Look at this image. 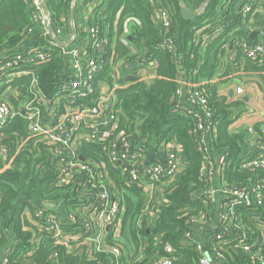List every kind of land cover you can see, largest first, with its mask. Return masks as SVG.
Here are the masks:
<instances>
[{
  "label": "trees",
  "instance_id": "obj_1",
  "mask_svg": "<svg viewBox=\"0 0 264 264\" xmlns=\"http://www.w3.org/2000/svg\"><path fill=\"white\" fill-rule=\"evenodd\" d=\"M92 1L44 0L54 32L62 31L70 24L74 5L78 9ZM98 2L90 24H97L100 37L108 39L107 65L98 79L113 83V64L124 58H136L132 48L124 44L120 37L113 45L112 30L118 14L119 36L126 22L134 20L132 43L142 52L140 61L147 63L143 56L147 51L149 61L156 63V78L150 81L137 80L117 91L123 108L122 126L139 134L141 139L146 138V147L164 141H178L185 162L184 172L168 189L167 200L160 205L154 227L144 219L140 230L135 228L136 219L142 216L146 208V192L139 185L129 187L131 193H126L125 232L126 225L131 223L130 235L127 236L134 243L135 252L125 255L123 263L151 262L153 248L158 249V246H154L153 237L162 234L164 241H169L180 253V259L175 264H200L195 244H185L184 240L204 205L193 196L195 191H203L207 186L200 178L204 159L190 132L194 118L182 114L176 93L184 79L207 89L217 126L212 146L227 153L228 160L236 161L247 146L246 135L232 131L230 125L245 111L244 103L220 95L219 84L210 81L215 77H230L238 71L259 72L263 79L264 56H245L240 42L246 33L240 27L243 21L257 27L264 26V0H184L190 9L201 10V14L193 20L182 17L179 0ZM34 3L35 0H0V60L26 58L29 48L33 46L51 51V59L36 67V75L41 89L48 97H52L67 80L66 60L61 54V45L53 36H44L38 23L33 20ZM247 3L252 4L253 12L245 16L242 11ZM163 9H167L171 16L172 24L168 31L160 18ZM222 26L224 33L216 36V31ZM165 40H169L168 47L163 45ZM228 44L231 48H228ZM111 57L113 64L110 65ZM30 81L31 75H25L14 79L10 85L26 95ZM4 88L5 85L0 87V99L4 95ZM6 96L15 105L18 104L12 92L10 97L8 94ZM261 127V124L256 125L258 130ZM26 137V122L20 116L0 128V139L10 148L9 157L17 153L12 166L0 172V257L8 254L12 264H106L108 255L105 252L94 255V258H88L85 253L68 252L46 233L41 234L42 240L37 245L33 242L37 228L27 217L26 210L34 211L43 202L62 204L65 205L63 209L73 210L76 208L78 192L71 187L56 186L53 166L38 152H31L28 148L18 151L19 143ZM92 152H102V148L88 143L82 145L85 156ZM41 161L44 163L39 165ZM106 162L111 177L120 187L124 186L119 169L108 160ZM5 163L6 160L0 157V171ZM148 227L149 230L146 229ZM140 234L149 236L146 243ZM56 251L58 256L51 258ZM142 252L144 257L140 258ZM226 254L228 264H252L248 253L238 252L232 245Z\"/></svg>",
  "mask_w": 264,
  "mask_h": 264
},
{
  "label": "built area",
  "instance_id": "obj_2",
  "mask_svg": "<svg viewBox=\"0 0 264 264\" xmlns=\"http://www.w3.org/2000/svg\"><path fill=\"white\" fill-rule=\"evenodd\" d=\"M242 12L245 16L253 12L252 4H245ZM170 17L167 9L161 10L160 18L167 31L172 24ZM33 20L44 36L60 38L62 31L50 32V15L36 0ZM247 27L250 33L257 31L259 39L240 42L245 56H264V26L249 24ZM86 31L88 44L85 47L61 45L67 80L52 97L41 89L36 75V67L51 59V51L33 46L26 58L0 60V86L5 85L0 99V128L18 116L22 117L26 122L27 137L19 143L18 151L28 148L38 152L53 166L55 185L71 187L78 192L73 210L63 209L65 205L53 202L40 203L34 211L27 210L28 218L33 219L37 228L33 237L35 245L42 240L41 234L46 233L68 252L85 253L88 258L105 252L108 255L106 264H124V192L139 185L153 199L161 195V200L154 203L158 213L160 205L167 200L168 189L184 172L185 162L178 141L146 147V138L141 139L139 134L122 126L123 108L117 91L130 83L100 85L102 79L98 77L107 65L108 40L100 37L97 24L88 25ZM224 31L223 26L219 27L215 35ZM168 42L165 40L163 45L168 47ZM146 60L148 64L154 63L149 58ZM25 75H31V81L28 93L22 95L10 83ZM184 80L176 96L182 114L194 118L190 132L196 140L197 150L203 155L200 178L207 184L203 191H195L193 195L204 205L198 219L193 220L184 243L195 244L200 264H228L226 252L231 245L238 252L248 253L252 264H264V125L258 130L255 123L248 124L247 133L251 137L246 148L252 146L253 150L240 154L236 161L228 160L227 153L212 146L217 126L207 89ZM236 91L241 93L242 88ZM10 92L18 101L17 105L5 97ZM247 115L244 111L238 118ZM85 143L102 148V152L85 156L82 153ZM9 150V145L0 139V157L6 160L0 172L9 169L14 162L17 153L9 157ZM107 160L119 169L124 186L120 187L111 177ZM149 207L148 203L146 208ZM209 222L215 223V230L206 242L187 239L194 227L202 228ZM142 226L143 218H137L135 228L140 230ZM139 236L145 243L149 239L148 235ZM153 238L158 249L153 248V260L148 264H175L180 259V253L169 241H164L162 234ZM132 245L135 252L134 243ZM57 256L56 251L51 258ZM0 264H12L8 254L0 257Z\"/></svg>",
  "mask_w": 264,
  "mask_h": 264
},
{
  "label": "crops",
  "instance_id": "obj_3",
  "mask_svg": "<svg viewBox=\"0 0 264 264\" xmlns=\"http://www.w3.org/2000/svg\"><path fill=\"white\" fill-rule=\"evenodd\" d=\"M91 3L94 5L91 6ZM80 2H78V5ZM99 5L98 0H93L92 2L79 6L78 9L76 8V15L75 19L72 20L71 17V26L66 27V29L62 30V33L60 35V38L63 41H69L70 43L68 45L76 46L81 45L82 47H85L88 44V37H87V27L90 25V19L91 15L93 13V10L95 6ZM120 14L117 15L116 22L114 24L113 31V39L114 43L113 45H116L117 39L120 37L121 41L129 45L133 50V55H136V58L133 57L132 59H121L118 60L116 63L113 64V70L111 71V76L113 78V83H109L107 80H101L102 83L100 85L102 87H108L109 85H113L115 82H121L126 83L129 82L130 84H133L137 80H153L157 76V69H156V63L147 64L145 62L140 61V56L142 54L141 50L138 49L133 43H132V32L135 27V21L129 19L125 26L124 30L122 31L121 36L118 34V18ZM245 24V25H244ZM249 23L242 22L241 27L243 28L246 35L244 36V40L248 41H258L259 35L257 31L249 32V28L247 27ZM240 26V25H239ZM257 32L255 36H251L252 33ZM237 38V37H236ZM108 40V39H107ZM239 43V40L237 41V44ZM228 48H231L230 44L227 45ZM230 51V49H228ZM146 54H144V59L148 58L147 51H145ZM230 60V59H229ZM144 70V74H142L141 71ZM264 74V73H263ZM136 77V79H131L132 77ZM184 81L188 82L189 84L192 83L191 81H188V79H185ZM105 82V83H103ZM210 82L218 83L219 84V94L227 97L228 100H239L244 103L245 111L248 113L247 116L240 117L236 119L231 124V130L234 132H240L244 133L246 135V143L248 146L250 135L247 133V127L250 123L261 124L264 125V77L263 79L260 77L259 72H245V71H238L233 73L230 77H224V78H218L215 77ZM195 85L199 86L198 83H195ZM1 87V86H0ZM242 88L241 93H237V89ZM250 146V145H249ZM252 151L253 147H244L242 152L240 154H245L246 151ZM239 154V157H240ZM242 154V155H243ZM183 159V157H182ZM145 189V188H144ZM131 193L130 189L124 192L125 195V206L127 211V203H126V193ZM146 192V206L148 205L147 200L152 201V203H156L161 200V195H156L155 198H151V194L145 189ZM137 199V198H136ZM150 202V204H152ZM151 208L154 210V206L151 205ZM29 210V209H28ZM31 211V210H30ZM29 211L26 210V215ZM144 212V211H143ZM126 213V212H125ZM149 216V218H143L148 220V225L155 226L156 218H151L150 212L147 215H142V217ZM28 217V215H27ZM125 217V214H124ZM33 222V219H32ZM150 226V227H152ZM131 227V223H128L126 225V232L123 237V243H124V256L127 254L134 253V246L132 245V240L127 236L130 235L129 228ZM146 228L149 230V228ZM215 230V223L209 222L202 228H196L194 227L192 229L191 236H189L187 239H199L206 242L207 237L210 233H212ZM190 233V232H189ZM155 238H153L154 241ZM132 242V243H131ZM216 261V259H214Z\"/></svg>",
  "mask_w": 264,
  "mask_h": 264
},
{
  "label": "water",
  "instance_id": "obj_4",
  "mask_svg": "<svg viewBox=\"0 0 264 264\" xmlns=\"http://www.w3.org/2000/svg\"><path fill=\"white\" fill-rule=\"evenodd\" d=\"M40 3L42 9L44 10V12L46 14H49L48 13V9L44 3V0H36ZM179 3H180V12H181V15L184 19L186 20H193L195 18H197L200 14H201V10H192L190 9L189 7H187V5L185 4L184 0H179ZM75 15H76V6L74 5V7L72 8V11H71V17H72V20L75 19ZM49 30L51 33L54 34V30H53V27L52 25L49 26ZM257 34V32H254L251 34V36H255ZM54 39L56 40L57 43H59L60 45L64 46V45H68L70 42L69 41H63L61 38H59L58 36L54 35L53 36ZM131 79H136V77H132Z\"/></svg>",
  "mask_w": 264,
  "mask_h": 264
},
{
  "label": "rangeland",
  "instance_id": "obj_5",
  "mask_svg": "<svg viewBox=\"0 0 264 264\" xmlns=\"http://www.w3.org/2000/svg\"><path fill=\"white\" fill-rule=\"evenodd\" d=\"M71 26V23L70 24H68V27H70ZM144 70H142L141 71V73L142 74H140V75H143L144 73ZM8 96L10 97V93L8 94ZM7 97V96H6ZM149 202V204H150V202L151 201H149V199L147 200V203ZM152 203V202H151ZM151 205H153L154 206V210L151 208ZM156 209H157V206L156 205H154L153 203L152 204H150V207L147 209L146 208V210L144 211V215H147L149 212H150V215H151V218H153V217H157V211H156ZM155 212H156V214H155ZM156 215V216H155ZM142 216H140V218H141Z\"/></svg>",
  "mask_w": 264,
  "mask_h": 264
}]
</instances>
